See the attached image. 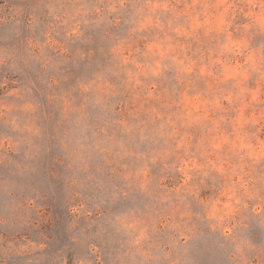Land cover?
Wrapping results in <instances>:
<instances>
[{"label":"rangeland","instance_id":"374dc122","mask_svg":"<svg viewBox=\"0 0 264 264\" xmlns=\"http://www.w3.org/2000/svg\"><path fill=\"white\" fill-rule=\"evenodd\" d=\"M0 264H264V0H0Z\"/></svg>","mask_w":264,"mask_h":264}]
</instances>
